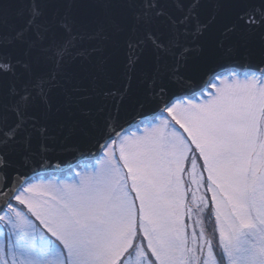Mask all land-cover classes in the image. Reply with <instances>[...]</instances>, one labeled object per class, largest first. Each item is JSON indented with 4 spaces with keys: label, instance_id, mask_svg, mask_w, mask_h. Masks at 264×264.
Wrapping results in <instances>:
<instances>
[{
    "label": "water",
    "instance_id": "1",
    "mask_svg": "<svg viewBox=\"0 0 264 264\" xmlns=\"http://www.w3.org/2000/svg\"><path fill=\"white\" fill-rule=\"evenodd\" d=\"M230 69L264 74V0H0V213Z\"/></svg>",
    "mask_w": 264,
    "mask_h": 264
},
{
    "label": "rangeland",
    "instance_id": "2",
    "mask_svg": "<svg viewBox=\"0 0 264 264\" xmlns=\"http://www.w3.org/2000/svg\"><path fill=\"white\" fill-rule=\"evenodd\" d=\"M208 179L226 264H264V75L231 70L109 140L65 176L39 175L0 214V264H220L190 218ZM187 180V184L186 181ZM194 199V200H193ZM139 233L138 237L136 236ZM133 251L127 253L134 239Z\"/></svg>",
    "mask_w": 264,
    "mask_h": 264
},
{
    "label": "trees",
    "instance_id": "3",
    "mask_svg": "<svg viewBox=\"0 0 264 264\" xmlns=\"http://www.w3.org/2000/svg\"><path fill=\"white\" fill-rule=\"evenodd\" d=\"M210 83L208 84L209 87ZM192 159H197V161L199 162V166L200 169L202 170L203 173V179L201 182V185L199 186L198 189V196L195 199L196 201H198V203L192 204L194 203L192 201L191 203V191H189L188 193V199H189V203L188 206L190 207V214L187 217V221H189L188 218H190L192 221H194V224L197 225L198 229H200L203 232L204 238H210L211 239V243L213 245L214 251L217 252V257H218V261L220 264H226V262L223 260V255L221 253H219L217 251V249H219V244H218V233L217 230L215 228V222H214V217H213V204H212V199H211V193L208 189V179L205 175L204 169H203V164L201 161V158L199 157V154L197 153L196 149L194 147H192V149H190V153L187 156V162L185 163V170L189 167V163ZM81 164V163H80ZM80 164L76 165L75 167L80 166ZM74 168V167H73ZM73 168L65 171V172H61V173H45L43 174V176H48L51 174H56L59 176H65L67 173H69ZM186 184H187V180L185 179ZM194 200V199H193ZM10 204L15 205L21 209L25 210V207L17 200L12 199L10 201ZM139 233H137V237H138ZM137 238L134 239V242L132 243V245L130 246V248L127 250V253H131L133 251V247H134V243L137 242ZM123 260V256L118 259L115 264H121Z\"/></svg>",
    "mask_w": 264,
    "mask_h": 264
}]
</instances>
